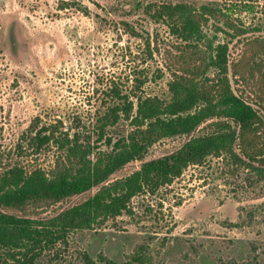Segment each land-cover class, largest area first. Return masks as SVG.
<instances>
[{"label": "rangeland", "instance_id": "374dc122", "mask_svg": "<svg viewBox=\"0 0 264 264\" xmlns=\"http://www.w3.org/2000/svg\"><path fill=\"white\" fill-rule=\"evenodd\" d=\"M69 1L62 8L60 0H0V172L14 164L50 168L56 143L37 147L32 136L51 125L70 136L81 133L99 149H106V135L131 134L137 97L168 100L172 72L207 60L210 42L228 44L234 90L264 97L259 72L246 66L260 49L254 38L264 36V0ZM175 4L204 14L198 18L207 38L199 46L173 34L162 17L163 8ZM125 100L134 102L129 117L122 113L98 139V117ZM208 128L203 124L197 133ZM185 139H157L143 160L168 154ZM143 160L128 162L105 183ZM98 188L29 206L30 215L50 217ZM55 251L37 264H84L85 256L90 264H264V173L210 157L153 193L136 194L128 211L72 232Z\"/></svg>", "mask_w": 264, "mask_h": 264}, {"label": "trees", "instance_id": "16d2710c", "mask_svg": "<svg viewBox=\"0 0 264 264\" xmlns=\"http://www.w3.org/2000/svg\"><path fill=\"white\" fill-rule=\"evenodd\" d=\"M75 3L82 10L81 4ZM59 5L64 8L71 3L60 0ZM161 14L168 18L171 32L192 45L199 46L206 37L202 19L198 18L204 14L187 11L182 4L165 6ZM253 42L260 49L246 66L250 73L259 72L260 90H264V36ZM227 46L226 42H210L207 60L204 56L192 68L173 71L168 100L138 96L132 116L136 128L131 134L113 140L104 130L106 125L116 123L122 113L129 117L134 102L125 100L109 106L96 125L97 138L106 135V149H99L88 137L80 138L81 133L70 136L58 125L36 130L32 141L37 147L54 141L58 154L48 169L28 170L14 164L0 172V264H37L44 255L66 245L72 232L128 211L136 194L153 193L172 183L188 166L202 165L210 157L255 168L263 174L264 167L254 162L264 165V97L248 98L234 90ZM238 70L233 66L231 75L235 77ZM203 124L209 128L197 133ZM178 136L186 139L177 149L143 160L154 141ZM136 159L143 160L138 169L105 183ZM95 186H99L97 191L77 205L50 217L30 215L33 212L29 206L35 209L41 203H54ZM85 257L84 264H90L91 259Z\"/></svg>", "mask_w": 264, "mask_h": 264}]
</instances>
